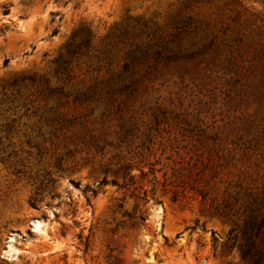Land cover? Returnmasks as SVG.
I'll return each instance as SVG.
<instances>
[{
	"label": "rangeland",
	"instance_id": "rangeland-1",
	"mask_svg": "<svg viewBox=\"0 0 264 264\" xmlns=\"http://www.w3.org/2000/svg\"><path fill=\"white\" fill-rule=\"evenodd\" d=\"M254 202L264 0H0V264H250Z\"/></svg>",
	"mask_w": 264,
	"mask_h": 264
},
{
	"label": "trees",
	"instance_id": "trees-1",
	"mask_svg": "<svg viewBox=\"0 0 264 264\" xmlns=\"http://www.w3.org/2000/svg\"><path fill=\"white\" fill-rule=\"evenodd\" d=\"M126 135L134 136L133 132L125 131ZM164 141H161L160 146V154L156 156L154 163L161 164L160 170L164 166L163 159H168L171 161L170 167L172 168V172L170 176L165 177L164 185H169L175 191L185 190L186 186L195 189L197 186L194 183H191L188 178L191 175V166L190 161H185L184 153L181 152V148L178 145L172 146L171 144L165 143L166 140H175L178 141L176 136H167L161 135ZM169 147L170 152H167V148ZM175 148V149H174ZM153 150L152 147L148 148L149 153ZM175 152V156H174ZM165 153V155H163ZM163 155V156H162ZM208 158L210 160L213 159V154L209 153ZM128 168V167H125ZM166 174L164 171L163 175ZM212 234H214L212 232ZM243 236L245 241L239 242L238 246L241 251V255L243 259H250V264H260L261 257L264 254V204L259 206L257 203L251 204L247 208L246 217L244 219V227H243ZM233 243L236 241V234L231 236Z\"/></svg>",
	"mask_w": 264,
	"mask_h": 264
},
{
	"label": "water",
	"instance_id": "water-1",
	"mask_svg": "<svg viewBox=\"0 0 264 264\" xmlns=\"http://www.w3.org/2000/svg\"><path fill=\"white\" fill-rule=\"evenodd\" d=\"M161 231L162 232H167L170 235L173 234V232H174L173 230H170V229L168 230V229H165L164 227L161 228Z\"/></svg>",
	"mask_w": 264,
	"mask_h": 264
},
{
	"label": "bare ground",
	"instance_id": "bare-ground-1",
	"mask_svg": "<svg viewBox=\"0 0 264 264\" xmlns=\"http://www.w3.org/2000/svg\"><path fill=\"white\" fill-rule=\"evenodd\" d=\"M36 225H39V223H36Z\"/></svg>",
	"mask_w": 264,
	"mask_h": 264
}]
</instances>
